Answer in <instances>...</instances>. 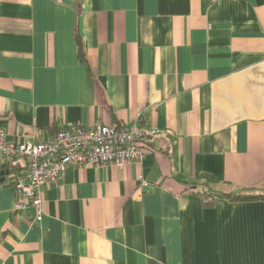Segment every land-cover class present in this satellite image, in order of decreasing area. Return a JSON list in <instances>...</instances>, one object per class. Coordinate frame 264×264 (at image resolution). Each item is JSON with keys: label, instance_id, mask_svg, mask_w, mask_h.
Segmentation results:
<instances>
[{"label": "crops", "instance_id": "obj_1", "mask_svg": "<svg viewBox=\"0 0 264 264\" xmlns=\"http://www.w3.org/2000/svg\"><path fill=\"white\" fill-rule=\"evenodd\" d=\"M132 122L143 160L68 165L39 215L3 175L0 264H264L263 199L190 192L264 196V0H0L7 141Z\"/></svg>", "mask_w": 264, "mask_h": 264}, {"label": "built area", "instance_id": "obj_2", "mask_svg": "<svg viewBox=\"0 0 264 264\" xmlns=\"http://www.w3.org/2000/svg\"><path fill=\"white\" fill-rule=\"evenodd\" d=\"M154 127H141L137 122L117 125H96L84 128L72 125L58 130L39 142L13 143L0 129V154L15 195L14 210L31 206L39 215L43 189L55 184L70 165L123 167L140 163L144 158L145 139L154 135ZM12 170L10 173L7 170Z\"/></svg>", "mask_w": 264, "mask_h": 264}, {"label": "trees", "instance_id": "obj_3", "mask_svg": "<svg viewBox=\"0 0 264 264\" xmlns=\"http://www.w3.org/2000/svg\"><path fill=\"white\" fill-rule=\"evenodd\" d=\"M77 42L79 43L78 39ZM148 138L144 140L146 147H148ZM11 171V169L7 170L8 173ZM214 184L215 183L212 182L211 179L206 178L201 183L192 184L193 186L190 188V192L201 198L205 205H211L217 198L226 199L232 202H245L258 199L264 200V196L257 193L255 188H241L236 191L224 192L214 188Z\"/></svg>", "mask_w": 264, "mask_h": 264}, {"label": "water", "instance_id": "obj_4", "mask_svg": "<svg viewBox=\"0 0 264 264\" xmlns=\"http://www.w3.org/2000/svg\"><path fill=\"white\" fill-rule=\"evenodd\" d=\"M5 174V172L4 171H1L0 172V181H2L3 179H2V177H3V175Z\"/></svg>", "mask_w": 264, "mask_h": 264}]
</instances>
